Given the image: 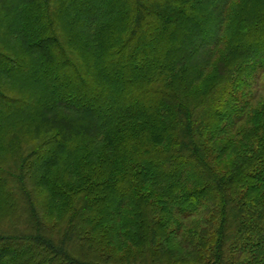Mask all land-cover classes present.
I'll return each instance as SVG.
<instances>
[{"label":"trees","instance_id":"trees-1","mask_svg":"<svg viewBox=\"0 0 264 264\" xmlns=\"http://www.w3.org/2000/svg\"><path fill=\"white\" fill-rule=\"evenodd\" d=\"M260 76L264 0H0V264H264Z\"/></svg>","mask_w":264,"mask_h":264},{"label":"rangeland","instance_id":"rangeland-1","mask_svg":"<svg viewBox=\"0 0 264 264\" xmlns=\"http://www.w3.org/2000/svg\"><path fill=\"white\" fill-rule=\"evenodd\" d=\"M262 85H260L261 83L258 82L260 80H262ZM255 82L253 83V86L256 89V100H258L259 98L264 97V77L260 76L257 80H254Z\"/></svg>","mask_w":264,"mask_h":264}]
</instances>
